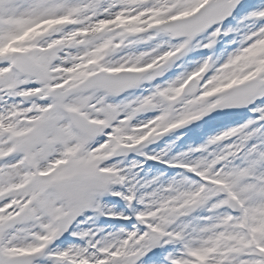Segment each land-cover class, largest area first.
Here are the masks:
<instances>
[{
    "label": "snow or ice",
    "instance_id": "6c2138e0",
    "mask_svg": "<svg viewBox=\"0 0 264 264\" xmlns=\"http://www.w3.org/2000/svg\"><path fill=\"white\" fill-rule=\"evenodd\" d=\"M0 264H264V0H0Z\"/></svg>",
    "mask_w": 264,
    "mask_h": 264
}]
</instances>
